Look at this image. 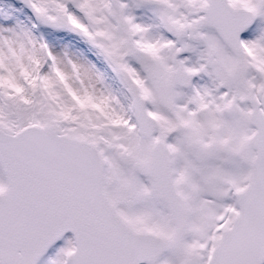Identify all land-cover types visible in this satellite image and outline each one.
<instances>
[{"label": "snow or ice", "instance_id": "obj_1", "mask_svg": "<svg viewBox=\"0 0 264 264\" xmlns=\"http://www.w3.org/2000/svg\"><path fill=\"white\" fill-rule=\"evenodd\" d=\"M0 264H264V0H0Z\"/></svg>", "mask_w": 264, "mask_h": 264}]
</instances>
